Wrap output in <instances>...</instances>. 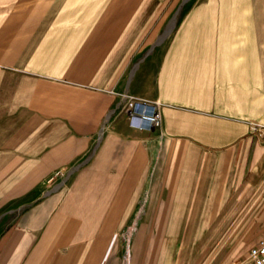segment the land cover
<instances>
[{"label":"crops","instance_id":"0c3cea01","mask_svg":"<svg viewBox=\"0 0 264 264\" xmlns=\"http://www.w3.org/2000/svg\"><path fill=\"white\" fill-rule=\"evenodd\" d=\"M118 77L0 60V264H119L124 231L128 264H208L210 243L182 234L264 229L245 54L227 36L150 48L126 89L158 101L159 127L113 111Z\"/></svg>","mask_w":264,"mask_h":264},{"label":"rangeland","instance_id":"374dc122","mask_svg":"<svg viewBox=\"0 0 264 264\" xmlns=\"http://www.w3.org/2000/svg\"><path fill=\"white\" fill-rule=\"evenodd\" d=\"M162 36L159 43L170 36H227L232 49L245 54L247 97L261 102L246 119L249 130L264 139V0H0V60L73 76L117 71L113 111L126 114L131 99L146 100L127 91L130 72ZM263 233L182 236L210 243L200 258L208 264H240ZM132 238L129 231L117 234L119 264H128Z\"/></svg>","mask_w":264,"mask_h":264},{"label":"built area","instance_id":"2783aa9c","mask_svg":"<svg viewBox=\"0 0 264 264\" xmlns=\"http://www.w3.org/2000/svg\"><path fill=\"white\" fill-rule=\"evenodd\" d=\"M131 100V103L126 107L129 124L137 128L160 125L161 114L156 101ZM240 264H264V233L256 237L253 243L248 246Z\"/></svg>","mask_w":264,"mask_h":264}]
</instances>
